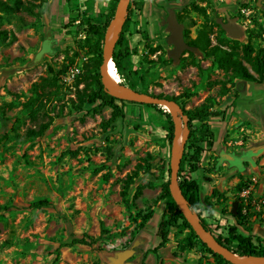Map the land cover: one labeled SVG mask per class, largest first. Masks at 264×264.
Listing matches in <instances>:
<instances>
[{
	"label": "rangeland",
	"instance_id": "374dc122",
	"mask_svg": "<svg viewBox=\"0 0 264 264\" xmlns=\"http://www.w3.org/2000/svg\"><path fill=\"white\" fill-rule=\"evenodd\" d=\"M69 1L21 0L22 5L11 14L0 15V29L14 36L0 46V264H111L125 250L132 251L125 264H218L198 243L179 248L188 230L180 220L168 228L165 245L153 249L165 207L158 195L168 178L170 161L161 126L163 112L124 102V116L104 129L109 105L102 104L99 111L93 109L99 101L86 104L81 111L72 107L76 87L84 86L83 81L76 86V76L88 56L80 48L85 26L71 17L91 6L93 15L101 13L103 20L114 0ZM194 4L202 6L211 20H226V15L235 18L242 29L236 39L246 40L249 29L258 32L253 43L264 47V0H130L128 27L117 43L121 29L114 46L120 62L119 71L115 67L119 84L130 80L149 94L189 92L190 97L178 99L184 108L207 101L214 109H222L230 103L231 93L220 95L219 83L214 82L223 78V71L202 51L191 50L192 56L184 51L178 60L167 54L173 46L167 40L168 8L174 9L183 33L187 30L194 37L204 21ZM217 35L213 26L212 43ZM224 35L232 38L227 32ZM74 49L79 52L75 62L56 74ZM192 57L200 62L201 70L189 63ZM54 74L56 84H49ZM43 78L48 79L40 86ZM238 81L234 86L241 100L238 114L229 106L224 119L209 118L212 146L201 142L204 151L199 168L189 171L185 163L182 176L198 183L199 217L207 221L213 235L230 238L228 228L236 225L239 233L259 235L261 240L253 236L252 241L264 246V82ZM33 83L38 84L40 94L33 106L39 107L35 119L24 106L37 95ZM48 114L56 116L45 134L26 139V129L47 121ZM187 145L188 136L183 149ZM147 154L153 157L148 161L150 172L141 171L135 178L126 205L121 197L123 179L137 162L144 164ZM148 180L155 186L144 187L133 197L136 186ZM213 188L222 195H212ZM37 199H47L50 205L30 206ZM239 200L247 212L244 225L231 212ZM145 214L150 217L144 219ZM72 233L89 234L95 242L72 244ZM236 244L231 240V249Z\"/></svg>",
	"mask_w": 264,
	"mask_h": 264
},
{
	"label": "trees",
	"instance_id": "16d2710c",
	"mask_svg": "<svg viewBox=\"0 0 264 264\" xmlns=\"http://www.w3.org/2000/svg\"><path fill=\"white\" fill-rule=\"evenodd\" d=\"M66 1L70 3L69 0ZM116 2L117 0H114L111 3L110 9L105 14L103 20H101V13L98 16L93 15L91 6H86L81 12L71 17L72 22L78 20L80 26H85V34L82 39V44H80V48L88 56L87 60L82 63L80 74L76 76V86L80 81L84 82V86L82 88H78V86L76 87V101H73L72 107L76 111H81L84 109L86 104L90 105L96 103V101H99L98 104L93 106L94 110L99 111L102 104L109 105L111 107V113L110 116L102 123L104 129L114 123L119 117L124 116V110L121 104H123L124 102L138 103L134 101L119 99L115 96L110 95L104 90L100 80V64L102 60L104 32L107 23L113 16ZM20 5H22L21 0H0V15L8 16L14 11L15 8L20 7ZM27 9L28 11H31V9ZM193 9L199 11L202 15H204V21L200 25V28L198 29L194 37H190L187 30L184 31L183 36L185 38V41L202 51L205 57H209L211 59V64L214 67L223 71V78L214 80V82L216 81L219 83L220 95L224 96L228 93H231L232 95V101L222 109H214L213 105L207 101H202L201 103L191 108H184L182 105V110L187 115V125L189 128V145H187L186 149H183L182 152L178 169V182L183 195L189 203V206L193 210H195L198 215H200V211L202 208L201 201L198 195L199 186L193 178H190L189 176H182L184 165L185 163H187L189 171H194L199 168V158L204 151V146L201 144V142H205L207 146H212L213 131L208 126L209 118L216 117L224 119L227 107L235 106L236 104L238 92L236 89H234L235 80L243 79L257 83H262L264 81V47L261 45H255L253 43V37L260 35L253 29L247 30V37L244 41L236 38H228L224 35L225 31L222 29L220 24L214 20L209 19L206 16L205 10L202 6L194 4ZM131 11L132 7L128 5V15L124 22L117 43L120 42L121 38L124 36L125 29L128 27V18ZM213 26L217 27L218 32L215 43H212L210 38V34H212L213 32ZM9 35L10 32L7 29H0V46L8 44L12 39H14L13 35V38H11ZM155 50V47L151 48L152 52H154ZM185 51H188L191 56L193 55V52L191 50ZM78 55V50L74 49L72 55L67 57V62L62 63L60 69L56 71V74L61 73L69 65L75 62V57H77ZM112 59L116 69L119 71L120 62L118 58V50H114ZM162 61L166 62L167 60L162 59ZM189 63L196 65L199 70L202 69L200 62L197 61L195 57H192ZM48 69L50 71H53L51 67H48ZM56 74L50 76V81H48L49 84H56ZM47 79L48 78H43V83L40 86L45 85V81ZM120 84L123 87L127 86L134 91L148 92L146 88L138 89L136 83L130 80H122ZM32 85L37 95L28 98L27 101L24 102V106L27 109L29 116L32 119H35L39 111V107L33 106L35 101L40 100V94H38L37 92L38 84L33 83ZM127 87L125 88L128 90ZM150 94L158 97H166L172 100H176L177 102L181 96L190 97L191 95V93L189 92H183V94L179 95H167L162 93ZM144 105L158 108L165 115V120L164 122H162L161 126L166 131L165 137L167 140V144L169 147H171L174 132V123L170 113L164 111L159 105L156 104ZM54 116L48 114L49 119L47 121L39 123L37 127H28L24 134L25 138L32 139L42 137L49 129ZM152 158L153 157L150 154H147V156L144 158V164H142L141 162H137L134 168L129 173H127L125 178L123 179L121 197L122 201L126 205H128L129 202L128 189L130 185L134 182L135 178L141 171L150 172L152 164L148 161ZM167 172L169 174V166L167 168ZM104 176H107V174H105ZM240 181L242 182V180ZM168 182L169 177L161 183V191L158 195L159 199L164 200L165 207L162 211V215L156 229V234L159 237V241L153 249H158L165 245L168 240V228L180 220L181 224L187 227L188 230L186 235L178 243L179 248H191L198 243L202 245L209 254L212 255V257L218 264H232L228 260L223 258L220 254L213 252L196 235L194 230L184 218L174 198L172 197L168 187ZM154 186L155 183L151 180H148L143 184H138L135 188L133 197L138 196L142 188H153ZM238 188L240 189L241 185H238ZM211 194L216 196L222 195L216 188H213ZM48 205H50V202L47 199H37L30 202V206H33L35 208H40ZM246 213L247 212L246 210H244L242 201L239 200L235 212L234 214H232L238 224L244 225L246 221ZM149 217L150 214L143 215L144 219H148ZM200 221L205 229L211 231L209 224L204 218L200 217ZM247 230H249V228H247ZM228 234L230 235V238H222L219 235L214 236L220 243L226 245L229 248H231V240H235L237 244L236 248H234L233 250L240 254L264 256V246H256L252 241L253 236L256 240H261V237L259 235H244L242 233H239L236 231V225H231L228 228ZM93 242H95V238L89 234H71L70 243L72 244L77 243L90 245Z\"/></svg>",
	"mask_w": 264,
	"mask_h": 264
},
{
	"label": "water",
	"instance_id": "95a60500",
	"mask_svg": "<svg viewBox=\"0 0 264 264\" xmlns=\"http://www.w3.org/2000/svg\"><path fill=\"white\" fill-rule=\"evenodd\" d=\"M129 2L130 0H117L113 16L105 28L102 60L100 64V80L104 90L119 99L143 104L159 105L164 108L165 111L170 113L174 123V132L170 147L168 187L184 218L207 247L213 252L220 254L230 263L264 264V256L240 254L220 243L211 231L205 229L200 221L198 213L189 206L187 199L183 195L178 182V169L183 147L189 133V128L187 125V115L183 112L181 105L176 100L134 91L127 86L128 90H123L121 84L113 80V76L110 74V62L113 61L112 54L114 46L127 17ZM167 12L166 30L169 32L167 40L173 45L172 48L167 51V54L173 60H178L185 50H196L197 48L185 41L183 37V25L177 20L174 9L169 7ZM234 20L235 18L229 17V15H226V20H223L222 17L216 18V22L220 24L222 29L227 32L229 36L232 38H238L242 34V29ZM236 203V201L233 203L231 209L232 213L235 212L237 206ZM130 253H132L131 250L123 251L111 264H125L123 261Z\"/></svg>",
	"mask_w": 264,
	"mask_h": 264
},
{
	"label": "bare ground",
	"instance_id": "6f19581e",
	"mask_svg": "<svg viewBox=\"0 0 264 264\" xmlns=\"http://www.w3.org/2000/svg\"><path fill=\"white\" fill-rule=\"evenodd\" d=\"M110 74H111V76H113V80H114L115 82L119 83V77H118V75H117V73H116L115 65H114L113 61L110 62ZM121 88H123V90H127V89H126L125 87H123L122 85H121Z\"/></svg>",
	"mask_w": 264,
	"mask_h": 264
},
{
	"label": "crops",
	"instance_id": "0c3cea01",
	"mask_svg": "<svg viewBox=\"0 0 264 264\" xmlns=\"http://www.w3.org/2000/svg\"><path fill=\"white\" fill-rule=\"evenodd\" d=\"M237 81H238V79H237ZM240 82H241V81H238L236 85H238V86H239ZM263 82H264V81H263ZM236 90H237V89H236ZM237 91H238V90H237ZM227 99H228V98H227ZM231 101H232V99H231ZM231 101H230V102H231ZM240 101H241V100H240V98H238V99H237V101H236V104H235V106H230V107H232V108L234 107V108H235V110H236V107H238V105H239L238 103H239ZM255 101H258V100H255ZM236 111H237V114H238V111H239V109H238V110H236Z\"/></svg>",
	"mask_w": 264,
	"mask_h": 264
},
{
	"label": "built area",
	"instance_id": "2783aa9c",
	"mask_svg": "<svg viewBox=\"0 0 264 264\" xmlns=\"http://www.w3.org/2000/svg\"><path fill=\"white\" fill-rule=\"evenodd\" d=\"M74 70L76 71V73H78V71H79L78 68H74Z\"/></svg>",
	"mask_w": 264,
	"mask_h": 264
}]
</instances>
